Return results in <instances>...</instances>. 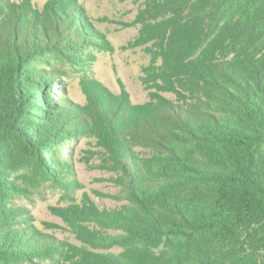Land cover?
I'll return each instance as SVG.
<instances>
[{"label": "trees", "instance_id": "obj_1", "mask_svg": "<svg viewBox=\"0 0 264 264\" xmlns=\"http://www.w3.org/2000/svg\"><path fill=\"white\" fill-rule=\"evenodd\" d=\"M8 6L0 13V264H264V0H162L167 92L177 101L108 115L126 204L103 214L113 234L101 237L119 252L82 251L72 261L15 203L26 191L15 177L23 167L71 182L50 158L81 138L83 123L60 110L69 105L52 92L60 74L41 62L71 42L24 6ZM40 26L48 41L38 39Z\"/></svg>", "mask_w": 264, "mask_h": 264}, {"label": "rangeland", "instance_id": "obj_2", "mask_svg": "<svg viewBox=\"0 0 264 264\" xmlns=\"http://www.w3.org/2000/svg\"><path fill=\"white\" fill-rule=\"evenodd\" d=\"M161 4L162 0H0V13H7L8 5H22L25 13L31 11L32 20L50 21L47 27L57 29L64 45L71 42L64 54L41 61L50 62L60 74L52 92L69 104L60 110L83 123L81 138L59 152L61 159L50 158L54 168L69 173L71 182L61 185L31 167L15 174L26 189L15 202L26 223L62 243L70 261L82 251L119 252L107 248L101 237L113 234L103 226V214L126 204L123 166L111 144L108 115L126 119L131 111L147 112L160 98L177 101L167 92L168 46ZM37 31L40 41L49 40L41 26ZM47 32L55 43L56 32ZM134 151L145 154L139 146ZM49 155H43L46 165Z\"/></svg>", "mask_w": 264, "mask_h": 264}]
</instances>
